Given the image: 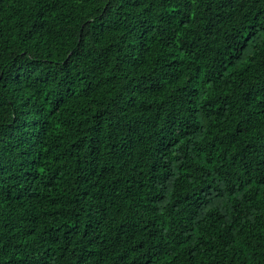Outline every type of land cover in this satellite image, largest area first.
Masks as SVG:
<instances>
[{
	"label": "trees",
	"instance_id": "trees-1",
	"mask_svg": "<svg viewBox=\"0 0 264 264\" xmlns=\"http://www.w3.org/2000/svg\"><path fill=\"white\" fill-rule=\"evenodd\" d=\"M0 264H264V0H0Z\"/></svg>",
	"mask_w": 264,
	"mask_h": 264
}]
</instances>
